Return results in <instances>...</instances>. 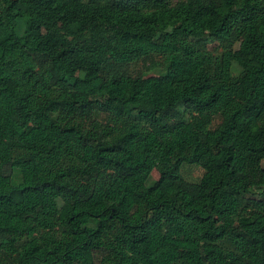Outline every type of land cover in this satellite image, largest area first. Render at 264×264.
Masks as SVG:
<instances>
[{"label": "trees", "instance_id": "16d2710c", "mask_svg": "<svg viewBox=\"0 0 264 264\" xmlns=\"http://www.w3.org/2000/svg\"><path fill=\"white\" fill-rule=\"evenodd\" d=\"M0 264H264V0H0Z\"/></svg>", "mask_w": 264, "mask_h": 264}, {"label": "rangeland", "instance_id": "374dc122", "mask_svg": "<svg viewBox=\"0 0 264 264\" xmlns=\"http://www.w3.org/2000/svg\"><path fill=\"white\" fill-rule=\"evenodd\" d=\"M172 2L176 0H170ZM234 49L236 48V44L233 46ZM205 48L207 51H209L212 55H216L220 48L217 46L215 42L207 43L205 44ZM155 63H158L159 60L155 58ZM152 62V63H154ZM129 70L132 75H140V74H147L151 73L152 71L149 70L147 67V62L146 61H137L136 63L130 64ZM260 164L263 166V161L260 162ZM202 170L199 166L197 165H182L180 167V177L188 183H197L200 179ZM158 176L157 172L155 169H152L150 172V180L156 179ZM11 183L15 184L20 181V174L18 170L14 169L11 171V177H10Z\"/></svg>", "mask_w": 264, "mask_h": 264}]
</instances>
